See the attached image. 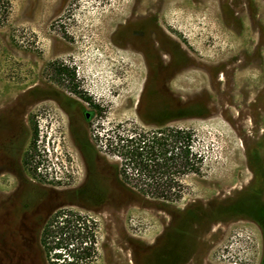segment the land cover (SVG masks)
<instances>
[{"label":"rangeland","instance_id":"1","mask_svg":"<svg viewBox=\"0 0 264 264\" xmlns=\"http://www.w3.org/2000/svg\"><path fill=\"white\" fill-rule=\"evenodd\" d=\"M9 2L0 264H49L39 234L61 208L98 222L87 264H264V0ZM118 123L195 132L204 170L181 201L122 182L101 143Z\"/></svg>","mask_w":264,"mask_h":264},{"label":"trees","instance_id":"2","mask_svg":"<svg viewBox=\"0 0 264 264\" xmlns=\"http://www.w3.org/2000/svg\"><path fill=\"white\" fill-rule=\"evenodd\" d=\"M9 0H0V25L9 13ZM56 76L68 89L100 110L79 88L75 69L59 63ZM37 134V132H36ZM101 139L96 138V141ZM106 151L119 159L118 174L123 183L145 196L166 202L182 200L189 175H202L205 157L190 128L158 126L145 129L137 124L118 123L101 141ZM98 222L91 215L72 208L56 210L43 224L39 243L49 264H87L97 258Z\"/></svg>","mask_w":264,"mask_h":264},{"label":"flooded vegetation","instance_id":"3","mask_svg":"<svg viewBox=\"0 0 264 264\" xmlns=\"http://www.w3.org/2000/svg\"><path fill=\"white\" fill-rule=\"evenodd\" d=\"M79 87H80V84H79ZM88 116H89V114L87 113V114H86V117H88Z\"/></svg>","mask_w":264,"mask_h":264}]
</instances>
